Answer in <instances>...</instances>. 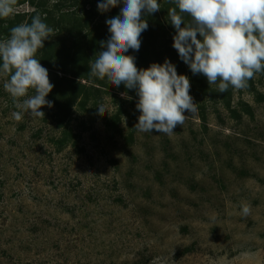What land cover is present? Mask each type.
Returning a JSON list of instances; mask_svg holds the SVG:
<instances>
[{"label": "rangeland", "instance_id": "obj_1", "mask_svg": "<svg viewBox=\"0 0 264 264\" xmlns=\"http://www.w3.org/2000/svg\"><path fill=\"white\" fill-rule=\"evenodd\" d=\"M35 9L15 0L9 18ZM7 79L0 77V264H264V77L254 75L256 93L234 88L238 118L189 93L197 111H186L170 135L130 132L138 97L103 89L72 108L76 145L58 143L54 106L40 109L44 118L15 120L21 110L4 90ZM114 116L121 132L105 124Z\"/></svg>", "mask_w": 264, "mask_h": 264}, {"label": "clouds", "instance_id": "obj_2", "mask_svg": "<svg viewBox=\"0 0 264 264\" xmlns=\"http://www.w3.org/2000/svg\"><path fill=\"white\" fill-rule=\"evenodd\" d=\"M168 21L175 29L173 48L180 60L194 74H202L209 85H217L219 93L229 86L247 87L255 74L264 72V0H170ZM15 0H0V19L14 12ZM119 5L120 12L106 20L110 38L100 41V51L90 65L89 75L111 81L117 88L134 90L138 97L136 109L140 112L137 131L170 135L185 121L184 113L197 111L190 96V82L178 75L176 66L165 58L162 64L152 63L139 69L135 57L125 55L129 50L139 51L140 36L148 29L142 12L149 16L161 9L159 0H103L97 10L103 14ZM190 20L186 23L184 16ZM183 25V27H182ZM53 29L39 15L30 23H21L10 29L9 37L0 40V77H8L3 87L21 111L13 112L20 121L23 113L33 118H44L40 109L53 107L46 99L53 89L46 68L36 59L44 41ZM201 39L197 38V35ZM29 90L34 94L29 95ZM23 99L22 102L21 98ZM103 113L104 104L97 106ZM242 214L250 213L242 205Z\"/></svg>", "mask_w": 264, "mask_h": 264}, {"label": "trees", "instance_id": "obj_3", "mask_svg": "<svg viewBox=\"0 0 264 264\" xmlns=\"http://www.w3.org/2000/svg\"><path fill=\"white\" fill-rule=\"evenodd\" d=\"M51 1V4L48 2ZM35 11L29 15L15 14L12 18L0 19V35L9 37L10 29L21 23H30L36 10L40 14L42 21L53 29L52 36L44 41V48L38 50L36 59L40 60L41 66L46 68L49 74V81L54 86L46 97L52 101L57 108L54 115L57 125L63 126L61 144L64 140H71L76 145L75 135L68 127L67 120L72 116L74 105L84 108L85 104L97 99L100 92L119 91L136 95L134 90H129L121 84L118 88L107 78H93L89 75L90 65L95 62L100 51V41L107 42L110 33L106 25V20L114 18L120 12L119 5L109 12L101 14L97 10L98 3L103 0H29ZM161 9L149 16L142 12V18L146 19L148 29L140 36L141 46L139 51L129 50L125 55L135 57L136 67L147 69L152 63L162 64L167 58L176 66L178 75H185L190 82L189 93L197 101H218L227 109L233 118H238L239 113L232 108V93L234 88L229 86L225 93L217 91V85H209L207 79L202 74L194 75L188 66L184 64L177 51L173 48V36L175 29L168 21V9L174 7L170 0H159ZM74 6L73 11H66V7ZM88 6V7H87ZM94 19L97 22L94 24ZM185 22L190 18L185 15ZM183 27V25H182ZM198 39L199 34L197 35ZM260 78L264 77V72L257 73ZM8 78V77H7ZM84 81V82H82ZM250 93H256L253 78L247 82L245 87ZM258 94V93H257ZM137 98V97H136ZM257 100L262 99V95L256 96ZM136 104V103H133ZM243 104V112L250 117L253 116L252 108L247 103ZM140 112L133 109L129 114L130 132L134 131V126L138 123ZM118 116L107 119L105 124L111 130L121 132L118 129ZM127 142H132L131 133L127 136ZM57 143V144H58Z\"/></svg>", "mask_w": 264, "mask_h": 264}]
</instances>
